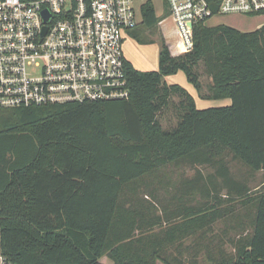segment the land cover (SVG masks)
<instances>
[{
  "label": "trees",
  "instance_id": "1",
  "mask_svg": "<svg viewBox=\"0 0 264 264\" xmlns=\"http://www.w3.org/2000/svg\"><path fill=\"white\" fill-rule=\"evenodd\" d=\"M141 12L132 33L159 23L152 1ZM179 72L202 98L231 105L199 109L186 89L165 81ZM126 73L128 100L0 108L2 264H187L181 241L195 237L194 248H203L237 201L255 208L251 233L231 241L234 254L212 240L204 249L217 250L214 264H264V25L251 32L198 25L191 52L163 43L157 71L127 60ZM172 106L177 122L165 129L161 116ZM226 153L252 177L262 172L254 197L232 176ZM171 164L217 167L180 186L185 196L205 192L204 205L154 213L122 202L127 185Z\"/></svg>",
  "mask_w": 264,
  "mask_h": 264
},
{
  "label": "built area",
  "instance_id": "2",
  "mask_svg": "<svg viewBox=\"0 0 264 264\" xmlns=\"http://www.w3.org/2000/svg\"><path fill=\"white\" fill-rule=\"evenodd\" d=\"M162 1L179 55L198 25L264 16V0ZM141 21L135 0H0V108L128 100L124 45Z\"/></svg>",
  "mask_w": 264,
  "mask_h": 264
},
{
  "label": "rangeland",
  "instance_id": "3",
  "mask_svg": "<svg viewBox=\"0 0 264 264\" xmlns=\"http://www.w3.org/2000/svg\"><path fill=\"white\" fill-rule=\"evenodd\" d=\"M148 0H135V7L141 10L143 4ZM155 6L156 15L162 14V0H150ZM264 24V16L260 18H247L243 16H222L212 19L208 22V26L214 27L218 25H226L235 28L242 32H251ZM138 37L133 34L127 38L124 45V54L128 61L133 63L136 69L142 72L156 71L159 66V56L163 43L170 44L173 48L178 42L177 35L173 23L164 14L159 18V23L153 28L146 29L140 27L136 31ZM203 70V69H202ZM184 79L185 76L180 74ZM179 76H176L171 81L180 82ZM204 94L208 93L209 79L203 78ZM175 104L179 102L178 98H174ZM210 107H223L221 101L215 100L210 102ZM175 106V105H174ZM207 106V105H200ZM206 109V108H205ZM176 109L172 108L161 116V122L165 129L175 126ZM230 153H226L222 160L226 162L231 170L232 176L249 186L252 191L251 197H254L261 189V178L256 176L252 178L248 169L237 160L232 159ZM217 167L214 166H197L190 167L187 164H171L168 165L144 178L127 185L124 188L122 202L127 203H143L145 207L149 205L154 209V213L167 210L168 212H178L179 209L201 207L207 201L206 193L196 191L195 195L185 196L186 190L181 191V184L192 179L197 172L207 178L215 174ZM219 194L227 198V190L222 186L219 188ZM226 193V194H224ZM225 217L218 221L212 228L211 234L205 236L203 248L195 249V237H188L179 244L181 259L187 264L192 260H196L198 264H214V256L217 250L204 249L212 240L213 246L222 245L223 251L227 254L233 252L232 240H237L240 235L251 233L253 218L252 214L255 211L253 205L243 206L239 201L234 202L230 206H225ZM180 221V219H178ZM209 239H208V238ZM203 238V237H202ZM172 252V249H171ZM176 255V252H175ZM218 255V254H217Z\"/></svg>",
  "mask_w": 264,
  "mask_h": 264
},
{
  "label": "crops",
  "instance_id": "4",
  "mask_svg": "<svg viewBox=\"0 0 264 264\" xmlns=\"http://www.w3.org/2000/svg\"><path fill=\"white\" fill-rule=\"evenodd\" d=\"M148 1H150V0H148ZM144 5V4H143ZM142 5V6H143ZM162 6H163V1H162ZM142 8V7H141ZM162 10H163V7H162ZM158 16V15H157ZM264 24H262V25H260L258 28H260L261 26H263ZM257 28V29H258ZM255 30V29H254ZM133 35H134V37L136 38V37H138L137 36V34L138 33H136V32H134V33H132ZM170 45V44H169ZM175 47V46H174ZM133 64V63H132ZM133 66L135 67V65L133 64ZM136 68V67H135ZM158 68H159V66H158ZM138 70V69H137ZM158 70V69H157ZM156 70V71H157ZM140 71V70H139ZM149 72V71H148ZM180 74H183L184 75V73H182V72H179L178 74H176V75H173V76H168V77H166L165 78V81L168 83V84H170V85H173V84H177V85H180L181 87H183L184 89H186L191 95H192V97L194 98V100H195V102H196V106L199 108V109H205V108H207V107H210L209 105H211L210 104V102H213V101H215V100H207V99H204V98H202L200 95H199V93L197 92V90L194 88V86L193 85H191L189 82H188V80H187V78H186V76H185V79L180 75ZM176 76H179L178 78L180 79V81H181V83L179 82H176L175 80H173V81H171L173 78H175ZM205 78H207V79H209L208 77H206V76H204ZM203 77V78H204ZM202 78V79H203ZM205 94H207V93H205ZM204 94V95H205ZM218 101H221V104H222V106H229V105H231V100L230 99H221V100H218ZM200 105H207V106H200ZM260 176V178L262 179V172H260V173H258V174H256L255 176H253L252 178H256V176ZM231 254H234V250H233V252L231 253ZM157 264H163V263H161V262H158Z\"/></svg>",
  "mask_w": 264,
  "mask_h": 264
}]
</instances>
